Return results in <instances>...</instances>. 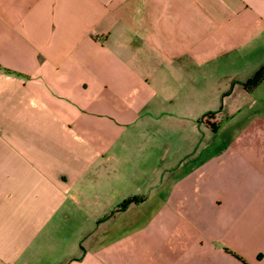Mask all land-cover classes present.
I'll return each instance as SVG.
<instances>
[{
    "label": "crops",
    "instance_id": "0c3cea01",
    "mask_svg": "<svg viewBox=\"0 0 264 264\" xmlns=\"http://www.w3.org/2000/svg\"><path fill=\"white\" fill-rule=\"evenodd\" d=\"M263 49L264 0H0V264H41L55 220L88 203L82 179L131 136L234 120L200 92ZM237 124L127 236L63 264H264V119Z\"/></svg>",
    "mask_w": 264,
    "mask_h": 264
},
{
    "label": "rangeland",
    "instance_id": "374dc122",
    "mask_svg": "<svg viewBox=\"0 0 264 264\" xmlns=\"http://www.w3.org/2000/svg\"><path fill=\"white\" fill-rule=\"evenodd\" d=\"M258 62L256 68L264 62V49ZM254 70L239 71L241 75L231 73L217 76V85L220 87H217L216 93L200 92L207 100L216 99L217 107L221 97L224 98L223 102H234V106H238L234 110L237 109L239 114L234 120L224 124L221 116L220 121L210 125L212 130L215 129V134L202 128L197 122L198 119L186 116L185 122L175 126L176 129L171 125L167 126L166 139H160V134L153 137L146 134V137L143 135L141 138L131 136L126 141V151H118L116 159L108 161L107 167H103L98 177L96 173H92L84 178L88 177L86 180L82 179L81 182L84 183L90 180L89 184L85 183L86 192L83 194L88 203L82 206L79 201L78 204L71 205L65 220H55L57 231L51 237L47 251L42 254L41 264H63V261L73 255H79L83 251H95L98 245L105 246L111 240L127 236L136 217L143 216L146 210L154 214L160 208L159 200L171 189L174 180L179 176L182 181L185 178L191 179L190 171L198 161L197 150L204 141H208L206 137L211 138V144L217 150L226 143L223 139L230 137V132L237 123L238 126H244L253 114L264 119V78L248 92L241 89V84ZM203 97L201 104L205 102ZM237 131L238 129L235 133ZM113 165L119 168L118 172ZM130 169L134 172L129 173ZM137 169L141 171L136 172ZM150 180L153 182L152 186L145 187L144 182ZM120 190H129L133 195L124 199L115 197L113 200V192L118 195ZM148 192H152L153 198L151 197L152 203L146 208L143 198ZM106 201L109 205L105 208L103 205L97 206ZM219 209L224 210L217 208L209 210V213L215 215ZM137 223L143 221L138 220Z\"/></svg>",
    "mask_w": 264,
    "mask_h": 264
},
{
    "label": "trees",
    "instance_id": "16d2710c",
    "mask_svg": "<svg viewBox=\"0 0 264 264\" xmlns=\"http://www.w3.org/2000/svg\"><path fill=\"white\" fill-rule=\"evenodd\" d=\"M264 78V62L261 63L254 72L241 84L244 92L250 91Z\"/></svg>",
    "mask_w": 264,
    "mask_h": 264
}]
</instances>
